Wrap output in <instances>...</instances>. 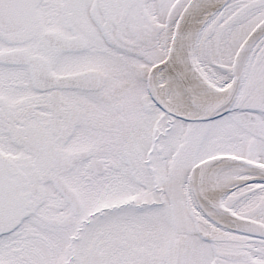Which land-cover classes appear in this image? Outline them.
<instances>
[{
    "label": "snow or ice",
    "instance_id": "6c2138e0",
    "mask_svg": "<svg viewBox=\"0 0 264 264\" xmlns=\"http://www.w3.org/2000/svg\"><path fill=\"white\" fill-rule=\"evenodd\" d=\"M0 264H264V0H0Z\"/></svg>",
    "mask_w": 264,
    "mask_h": 264
}]
</instances>
